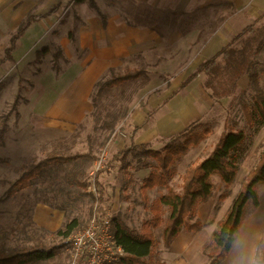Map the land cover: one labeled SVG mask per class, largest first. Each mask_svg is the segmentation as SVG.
Masks as SVG:
<instances>
[{"label":"rangeland","instance_id":"obj_1","mask_svg":"<svg viewBox=\"0 0 264 264\" xmlns=\"http://www.w3.org/2000/svg\"><path fill=\"white\" fill-rule=\"evenodd\" d=\"M93 1L103 8L109 0ZM121 1L130 4V0ZM58 3L61 6L55 13L30 24L18 38L12 60L0 65V250L56 245L59 250L53 258L35 264H69L68 239L87 225L94 209H110L113 217L138 232L142 222L151 217L152 202L161 198L165 189L154 188L142 194L141 182L153 170L149 159L129 157L130 167L122 169L119 162L112 161L113 156L120 149L134 150L140 145L159 150L173 139L179 140L178 135L191 126L210 129V136L177 163L176 176L169 185L179 191L185 170L204 159L219 136L227 128H233L245 132L246 153L230 196L221 203L218 201L224 185L213 177V194L199 206L193 220L202 224L199 231L182 230L169 247L162 243V226L153 231V254L159 261L208 264L211 234L264 149V128L249 130L241 111V103L250 104L253 94L249 75L258 76L264 91V27L231 44L230 47L240 50L234 61L226 64L218 59L217 68L207 74L198 73L182 89L181 84L199 66L189 73L179 68L157 74L136 57L135 61L123 59L122 72L94 75L95 81L87 91L91 110L86 112L89 107L76 106L71 114L73 100L69 97L80 94L87 76L82 72L73 81L83 55L71 57L69 64L61 57L54 61L52 54L114 53L104 46L100 27L105 19L100 10L91 9L87 1L75 4L73 0H20L8 7L0 5V59L10 36L28 15L48 13ZM85 23L91 32H87ZM40 50L46 52L37 58L35 52ZM74 61L69 73L56 81L61 69ZM132 68L144 70L141 78L98 92L101 83ZM174 91L176 94L172 95ZM185 108L194 110L193 117L179 130L170 128L177 121L173 114L181 116ZM52 154L82 157L47 168L29 187L15 190L13 183L29 165ZM10 190L15 193L8 195ZM258 193L259 207L248 209L235 244L220 264H264L259 258L264 245V186L260 185ZM48 197H52L51 201L44 204ZM161 203L165 219L167 205L163 200ZM59 206L61 210L55 208ZM33 216L46 223L47 229L38 227ZM70 222H75V227L68 236L56 234Z\"/></svg>","mask_w":264,"mask_h":264},{"label":"trees","instance_id":"obj_2","mask_svg":"<svg viewBox=\"0 0 264 264\" xmlns=\"http://www.w3.org/2000/svg\"><path fill=\"white\" fill-rule=\"evenodd\" d=\"M87 1L91 9L98 10L93 0H73L75 4ZM60 3L54 6L51 11L42 15H28L20 23L16 32L9 38L8 46L4 49L3 62L12 60V51L15 49L18 38L26 31L31 23L41 21L47 16L55 13L60 8ZM104 19V18H103ZM103 27L105 22L103 20ZM254 26H249L237 33L234 39L213 57L201 63L195 73L184 81L180 88H184L200 72L213 71L217 68L218 59L230 64L237 58L240 52L237 48L230 47L232 43L244 40L246 34H250ZM46 50L35 52V56H41ZM60 52V51H59ZM56 52L52 54L54 61L62 57ZM143 70L126 72L122 75L112 76L99 85L98 92H103L115 86L122 85L141 78ZM249 87L252 89L250 104L241 103V111L249 130L258 131L264 128V91L259 85L258 76L249 75ZM176 92H172L175 95ZM18 99L13 101L12 108L15 111ZM15 116L20 115L16 111ZM211 130L204 128L199 130L191 126L184 133L178 135L179 140H172L161 149H150L145 145H140L138 149H120L112 158V161L119 162L122 169L130 167L129 157L138 160L149 159L153 164V170L141 182L140 190L142 194L154 188L165 189V194L161 198L152 202L149 212L151 217L142 222L140 230L134 231L128 228L118 217H112L113 234L117 245H119L124 255L121 256L117 264H165L154 257V229L162 226L161 238L164 247H169L173 240L182 230L187 232H197L202 228L200 221L195 220L197 210L200 205L205 204L211 198L214 185L211 182L213 177H217L224 185V190L218 196L221 203L230 196V188L235 183L239 171L240 163L246 153V134L242 130L227 128L223 132L209 154L202 160L190 165L181 177L180 190H173L169 183L176 176L177 163L193 148L207 139ZM82 155L63 157L60 155H49L39 162L32 163L23 171L21 176L13 183L15 190H22L29 187L32 182L40 176L44 170L57 164L67 163L76 160ZM264 186V149L259 156L256 166L244 177L237 195L234 197L229 209L224 217L217 223L210 238V251L208 253V264H220L225 260L235 244L241 227L246 219L248 209L256 210L259 205L258 188ZM259 186V187H258ZM15 193V192H14ZM10 190L8 195H13ZM52 197L46 198L43 203L51 201ZM162 200L167 205V216L165 219L161 215ZM249 206V207H248ZM61 210L62 206L55 207ZM75 227V222L68 223L64 229L56 231L58 235L68 236ZM59 248L55 246L44 247L35 245L29 248L14 249L12 251L0 250V264H34L49 260L55 256ZM260 261L264 263V245L260 250Z\"/></svg>","mask_w":264,"mask_h":264},{"label":"crops","instance_id":"obj_3","mask_svg":"<svg viewBox=\"0 0 264 264\" xmlns=\"http://www.w3.org/2000/svg\"><path fill=\"white\" fill-rule=\"evenodd\" d=\"M15 1L20 0H0V5L8 7ZM97 9L105 19V27L103 22L100 27L104 32V46L114 53H61L69 64L71 57L83 55L85 59L81 60L79 72L73 79L82 72L87 75L80 94L69 97L73 100L71 114L76 106L89 107L86 112L91 110L87 91L95 81L94 75L122 72L123 59L135 61L136 57L152 73L166 74L179 68L189 73L227 46L243 29L251 25L256 30L264 27V0H130L129 5L121 0H109L103 8L97 5ZM86 25L87 32H91ZM75 61L61 69L55 80L63 79ZM134 68L128 72L137 70ZM185 110L187 112L181 116L173 114L177 121L169 125L170 128L179 130L193 117L194 110ZM33 221L47 229L46 223L37 217L33 216Z\"/></svg>","mask_w":264,"mask_h":264},{"label":"built area","instance_id":"obj_4","mask_svg":"<svg viewBox=\"0 0 264 264\" xmlns=\"http://www.w3.org/2000/svg\"><path fill=\"white\" fill-rule=\"evenodd\" d=\"M112 217L108 208L92 211L87 225L68 239L69 264H109L124 255L114 238Z\"/></svg>","mask_w":264,"mask_h":264}]
</instances>
